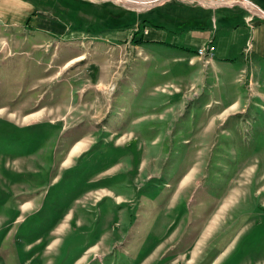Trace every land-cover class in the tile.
Segmentation results:
<instances>
[{
  "label": "rangeland",
  "instance_id": "374dc122",
  "mask_svg": "<svg viewBox=\"0 0 264 264\" xmlns=\"http://www.w3.org/2000/svg\"><path fill=\"white\" fill-rule=\"evenodd\" d=\"M64 1L41 14L92 36L0 25V264H264L263 75L213 119L155 50L180 48L95 35L230 2Z\"/></svg>",
  "mask_w": 264,
  "mask_h": 264
},
{
  "label": "crops",
  "instance_id": "0c3cea01",
  "mask_svg": "<svg viewBox=\"0 0 264 264\" xmlns=\"http://www.w3.org/2000/svg\"><path fill=\"white\" fill-rule=\"evenodd\" d=\"M137 1L141 2V0ZM251 1L261 9L263 15L251 11L245 4H201L205 9L200 11L197 16L194 14L186 20L174 22H169L164 17L163 20L167 21L164 23L155 18V20L147 18L145 11L137 9L134 13L136 23L127 24L122 30L104 29L95 35L102 36V34L108 35L110 33L108 37H103L121 40L127 37L125 44H128L130 36L133 35L134 31H137V34H142L144 42L156 41L180 48L181 50H175L172 47L159 45L155 50L166 53L163 55L164 61L167 62L168 59H171L170 62H178L169 65L164 64V70L170 68L171 71L173 70V79L191 85L193 91L190 94L203 93L205 95L204 100L195 108L208 112L209 108L215 107L208 114V117L215 119L221 117L223 113L228 114L235 110L233 107L241 101V97L245 96L248 80L251 82L253 77L254 79L261 78L262 75L264 77V7L258 4L256 0ZM175 2L174 6L181 9L189 4L187 2L185 4ZM49 5L55 9L54 7L60 6V3L59 0H0V25L19 23L24 26L31 25L29 28L36 29L38 35L42 33V30L53 33L61 30L62 32L56 33L59 37L66 39L92 36L84 30L67 29V22L65 23L57 15L53 14V18L44 17L41 13L45 11L42 9ZM221 5H225L226 9L219 11L220 8H223ZM153 6L149 7L148 10ZM214 10L216 11L214 12ZM158 14L155 11L152 12L154 17H161ZM208 15L212 16L210 24L204 22ZM207 43L213 44L214 48L210 55L204 58L197 54V48ZM133 45L137 46L136 44ZM73 55L68 57L66 62L80 59L79 56H83V53L77 51ZM168 56L169 58H167ZM180 62L186 64L182 65ZM73 145L70 146L71 149ZM150 211L152 210H138V215L132 214L133 223L130 215H127L126 224H133L134 227L145 225L148 221L145 215ZM154 213L152 212V214ZM164 222L166 221L164 220ZM125 228L129 229L132 226ZM124 248L126 251L129 250L126 246ZM113 253L114 251L111 254ZM108 255H110L109 251Z\"/></svg>",
  "mask_w": 264,
  "mask_h": 264
},
{
  "label": "built area",
  "instance_id": "2783aa9c",
  "mask_svg": "<svg viewBox=\"0 0 264 264\" xmlns=\"http://www.w3.org/2000/svg\"><path fill=\"white\" fill-rule=\"evenodd\" d=\"M162 1H166V0H146V2H144V3H146V5H142V6L138 7V8H143V6H145V7L147 6L148 7L150 5H154V4H156L158 2H162ZM198 1L200 2V0H198ZM204 1H208V0H204ZM218 1L230 2L228 4L236 3V1H234V0H217V2ZM132 2L134 3L135 1H130V3H132ZM240 2H242V1H240ZM250 2L253 4L254 7L256 6L251 0H250ZM135 3H137V2H135ZM213 4L217 5V3H213ZM132 6H134V5H132ZM135 7H137V6H135ZM213 48H214L213 44L207 43L206 45H203L202 47L197 48V51L201 54L202 57L207 58L208 55H210V53L213 50Z\"/></svg>",
  "mask_w": 264,
  "mask_h": 264
},
{
  "label": "water",
  "instance_id": "95a60500",
  "mask_svg": "<svg viewBox=\"0 0 264 264\" xmlns=\"http://www.w3.org/2000/svg\"><path fill=\"white\" fill-rule=\"evenodd\" d=\"M113 1H117V2H120V0H113ZM120 4H125V5H128V6H132L131 4H126V3H124V2H120ZM250 8V7H249ZM250 10L251 11H253V12H256V13H261L262 11L260 10V8H258V7H252V8H250Z\"/></svg>",
  "mask_w": 264,
  "mask_h": 264
},
{
  "label": "bare ground",
  "instance_id": "6f19581e",
  "mask_svg": "<svg viewBox=\"0 0 264 264\" xmlns=\"http://www.w3.org/2000/svg\"><path fill=\"white\" fill-rule=\"evenodd\" d=\"M121 1L126 2L127 4H132V5L140 6V4H139V2L137 0H121ZM130 1H135L137 3H135V2L134 3L133 2L130 3Z\"/></svg>",
  "mask_w": 264,
  "mask_h": 264
},
{
  "label": "trees",
  "instance_id": "16d2710c",
  "mask_svg": "<svg viewBox=\"0 0 264 264\" xmlns=\"http://www.w3.org/2000/svg\"><path fill=\"white\" fill-rule=\"evenodd\" d=\"M142 37V36H141Z\"/></svg>",
  "mask_w": 264,
  "mask_h": 264
}]
</instances>
